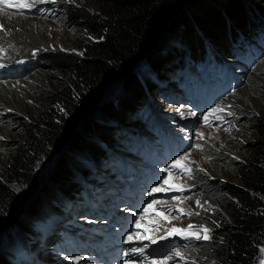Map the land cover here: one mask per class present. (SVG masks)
<instances>
[{"label":"trees","instance_id":"trees-1","mask_svg":"<svg viewBox=\"0 0 264 264\" xmlns=\"http://www.w3.org/2000/svg\"><path fill=\"white\" fill-rule=\"evenodd\" d=\"M75 1L80 2L55 4L58 12L51 17L56 22L62 19L77 36L68 50L59 45L52 48L25 30L12 32L18 36L14 42L1 33L6 50H11L10 54L6 51V59L37 60L27 73L34 77V91L27 90L22 106L11 107L19 139L0 142V147L9 150L0 164V230L19 228L24 241L33 234L32 245L38 244L42 232L31 227L30 219L40 216L42 225L50 214L61 215L91 167L103 165L107 147L127 150L134 145L133 134L124 128L132 126L131 119L138 120L142 109H149L143 106L145 94L155 89L165 67L171 66L168 70L178 75L184 57L196 63L210 54L219 63L222 57L233 58L241 48L245 52L243 45L255 44L264 50V0ZM165 29V43L170 41L171 48L152 53ZM140 59L147 64L144 75V69H136ZM252 79L257 90L254 96L262 101L264 56ZM9 81L6 85L14 80ZM119 82V94L104 102L103 94ZM243 91L235 96L240 102ZM96 107L98 119L86 121ZM81 118L79 129L69 125V120L76 123ZM242 121L245 131L254 136L239 146L241 159L225 157L226 178L205 183L194 195L215 225L208 240L189 248L198 262L205 257L210 264H256L264 248V106L259 112L242 111ZM64 150L70 153L55 161L48 181L52 185L42 188L44 182L36 171L39 163ZM21 187L37 193L31 204L16 192ZM24 209L29 219L19 220ZM1 256L0 264L17 263L13 255Z\"/></svg>","mask_w":264,"mask_h":264},{"label":"rangeland","instance_id":"rangeland-1","mask_svg":"<svg viewBox=\"0 0 264 264\" xmlns=\"http://www.w3.org/2000/svg\"><path fill=\"white\" fill-rule=\"evenodd\" d=\"M62 1H69L71 5L75 4V2L76 4L80 2L75 0H55V2H52V0H44V2L56 4H61ZM31 2H33V0H7L6 4L0 5V25H3V28L0 29V61L4 63H12L14 61H9L6 59V51L10 54L11 50H6L7 45H5L1 40L2 37L6 35L8 37L7 40H12L14 42L15 38H18V36L12 35V32L14 31L19 33L22 30H25L33 38H38V40L50 44L52 48L55 47L54 45H59L63 50H68L69 46H72V43L78 39L74 32L62 23V19L60 22H56L54 19H44V17L38 15V12L31 13V15L23 13L25 12L23 11L24 9H27L29 6H31ZM16 6L21 9H15ZM1 33H4L3 36ZM167 38L168 37H166L165 40ZM13 42L10 44H13ZM17 46L20 45L17 44ZM170 46V41H167L166 43L164 41L163 50L168 49ZM20 48L23 49V47ZM262 59L263 58L261 57L256 63H254V65L249 66L246 70H239L237 72V74L242 76V85L235 88L232 91L231 96L221 97L220 99H202V102H204L207 106L216 105L215 109H217L218 106L220 109H223L222 111L218 110L216 112H213L212 108H203L202 110L198 111L193 105L185 103L186 101L184 100H188V97H186L187 93L183 91L182 88L184 84H182L180 81H177L176 83L178 84H176L174 82L175 77L173 74L170 71H167L168 67L164 68L166 80L162 78L158 85H162L164 83L167 85L168 91L164 95L160 94L159 91H155L150 97V105L148 103V99L146 100L150 111L149 118L145 120L146 124L131 119L130 123H132V126L128 127L127 130H129V132L132 134L145 133L147 137L152 136L156 138L157 134L154 132L155 130L158 128L159 130H165V128L170 130L169 128H171L172 131H170L181 137V139L187 143L189 148L187 149L186 153L176 159V164L178 162L179 167L175 168L180 172H169L163 176L165 177V181L168 182L167 184L165 183L163 185L165 191L156 196L150 194V192H153L152 190L154 188H148L144 192L150 200H153V202L150 204L155 202L158 203L157 208L153 211L154 214L158 213V215H154L152 213L147 214V216L154 217V220L156 221L155 224H146L144 221V223L141 222L143 223V229H140V225L139 227L136 225L135 216L133 217V214H131L133 220L130 221L129 226L134 228V231L145 235V232L143 231H145V228H147L151 229L150 233L147 232L148 237H161L166 234H174L171 230L175 228L184 230L180 235H188L196 241L203 242L206 240L203 238L196 239L195 235L193 234H199L201 237H203L205 234L203 230L207 229V235L209 237L210 233L212 232V228L215 225L210 224L209 214L206 216L204 209L199 206L200 202L197 199L198 197H195L194 195L197 194L200 186H203L205 183L215 179L224 180L227 174L224 170L223 159H225V157L238 159L239 156L241 159L243 151L239 152V146H243L246 141L250 140L254 136L252 135V131H245V129H247V125L242 124V111L245 110L248 112H259L260 106H264V99L260 101L254 96V91L257 90L253 88L254 79H252L255 67L262 62ZM236 62L237 60L233 58H227L225 61L227 65H234ZM143 63H145V61L140 62L138 71L144 69V75L147 73V71H145V66ZM171 63H173V61ZM0 65L3 64L0 63ZM11 79L14 81L10 85H6L8 82L10 83V81L0 79V142H7L8 140L17 141L19 139V133H17V131L14 132V130L17 129V124L15 120V112L11 107L15 104L19 107L22 106L25 99L24 97H26L27 94V90L30 89L31 91H34V77H32V75H22L19 78L12 77ZM188 81L190 80H186V82ZM193 82L195 84H199L202 82V80L201 78H197L195 81H190L192 84ZM120 89L121 86L119 83H117L113 93H108L102 96V100H110L111 98L114 99L115 94L118 95ZM242 90H244V98L240 102V99L235 96L236 94L238 95L239 92V94H241ZM194 92L195 91L193 88L192 93ZM262 92L264 94V89ZM176 93L180 94L181 97L179 98ZM20 95L23 96L21 97ZM18 100L21 102H18ZM238 101L240 103H237ZM104 102L106 101L104 100ZM240 104L246 106H241ZM97 109L96 112L95 109L91 111L88 116H92L87 117L85 120L91 121L92 119H98L99 109L98 111ZM229 113H231V115H229ZM158 115L163 117L161 122L158 121ZM81 121L82 118L76 123L75 121L69 120V125L71 124V127L79 129L81 124H78ZM154 124L157 126V129L154 128ZM147 130H149L148 132L150 133H147ZM115 134L118 135L119 133ZM116 135L115 139H119V136ZM235 143H239V145H235ZM8 151V149L4 150V147H0V164L6 159L7 154H9ZM66 152L70 153V151L64 150L59 154V156H56L57 154L54 155V157L51 155L50 158L39 163L36 171L38 173L37 175L39 179L44 182L42 188L46 189L47 186L52 185V182L48 181L50 180L54 163L59 157H63ZM120 154V149H117L116 146L111 149V156H120ZM211 154L214 156L211 157ZM85 157L88 158L87 156ZM128 157L133 158L132 152L128 154ZM169 178L170 180H168ZM103 180L104 178L102 181ZM89 183L91 186L94 185V188H97L98 190L102 188V185L95 182L94 180H91ZM177 188L182 189V191H176L175 189ZM194 189L195 193H187L188 191H192ZM16 192L22 194L25 198L27 197V204H31L35 198V195H37V193H30V191L25 187L16 188ZM70 198L72 197H69V199ZM28 214L31 215L30 212H28ZM72 214L73 220H71V222L73 223V227L75 229H78L79 226L80 229L95 232L100 227L105 226L104 224L100 223L98 217H93V219H90L89 221L87 220V217H82L80 211H76ZM72 214L71 209H69V212L66 210L65 216H67L68 219ZM25 219H29V216L24 209L20 213L19 220ZM30 221L31 227L36 226L37 229H43V224L41 225L40 223L42 221L40 216H35L30 219ZM133 221L135 227L132 225ZM189 225L192 226L191 229H189ZM18 227H20V225H18ZM64 227V220L61 219L60 228L58 229L56 227L55 229H51L52 232L48 233L49 241L47 242L46 246L44 247L42 245L41 247H37L38 249L35 248L37 252L42 251L44 253V255H40L42 256V258L39 260L40 264H48V261H51L54 264H102V262L98 260L94 254H89L88 257H85L79 256L82 253L74 251L72 253H66L64 256H62L64 252L55 246V241L58 239V237H61V240L64 238V232L61 230ZM118 230L119 227L116 228V231ZM44 236L45 238L47 236V231L45 229ZM146 237L147 236L145 235V237H142L139 240H136L132 237V240L129 241L131 242V245L129 244L130 248L133 249L137 245L142 246V244H139V242L142 241L146 243ZM122 240L124 241L125 239ZM42 241L44 240L41 239V242ZM23 242L24 240L19 237V228H3V230H0V255L12 254L14 252L21 253L16 250V246H21ZM29 242H31V237ZM126 245L128 246V243ZM146 248L147 250L150 249L148 247ZM189 248H191L190 244H187L182 248L176 247L170 253L164 256L160 255L159 257H156V259L163 264H210L208 259L205 257L201 258L200 262H198L196 255H191L189 253ZM54 249H59L61 251L57 250L59 253L56 255L52 253ZM177 252H179L180 255H177ZM45 255H47L46 260H43ZM154 262L156 261L153 260L151 264ZM262 262H264V251L261 250L256 264H262Z\"/></svg>","mask_w":264,"mask_h":264},{"label":"bare ground","instance_id":"bare-ground-1","mask_svg":"<svg viewBox=\"0 0 264 264\" xmlns=\"http://www.w3.org/2000/svg\"><path fill=\"white\" fill-rule=\"evenodd\" d=\"M152 166V165H151ZM129 166H128V169L127 170H129ZM106 181V180H105ZM106 182H108V180L106 181ZM162 188V187H161ZM145 205V204H144ZM157 206H158V203H153V204H148L147 205V208H148V213H152L156 208H157ZM93 213H92V217H91V219H93V217H97V212H96V207L94 206L93 207ZM150 210V211H149ZM90 213H91V211H90ZM139 218L141 219V220H144L147 224H151L154 220H153V218H151V217H148L147 215H143V214H141L140 216H139ZM99 221H100V219H98ZM68 222H70V218H68V220H67ZM144 223V222H143ZM146 230V229H145ZM143 232H145V231H143ZM146 232H151V231H147L146 230ZM153 233V232H152ZM136 235H139V233H133V236H136ZM142 237H145V236H142ZM132 240V237L128 240V242H126L125 244H127L128 243V248H130V246H129V244L131 243V242H129V241H131ZM152 242H154V241H152ZM131 245V244H130ZM160 245H162V243L161 242H159V246ZM73 247H76V245H74V242L73 243H66V249L68 250V253H72V252H74V250L72 249V250H70L71 248H73ZM114 247V249H119V247L120 246H117V245H114L113 246ZM134 249V248H133ZM148 252H151V249H149L148 250ZM121 253H124L125 254V252L124 251H121ZM135 255V253H130V257H131V259H135L133 256ZM126 260H129V258L126 256ZM111 264H116V261L115 260H113L112 262H111ZM130 264H142V263H137V262H134V261H132ZM153 264H156L155 262L153 263ZM158 264H159V262H158ZM167 264V263H166Z\"/></svg>","mask_w":264,"mask_h":264},{"label":"snow or ice","instance_id":"snow-or-ice-1","mask_svg":"<svg viewBox=\"0 0 264 264\" xmlns=\"http://www.w3.org/2000/svg\"><path fill=\"white\" fill-rule=\"evenodd\" d=\"M40 2H44V0H40ZM52 2H55V0H52ZM0 3H3V4H6L7 3V0H0ZM22 6H29V5H22ZM3 28V25H0V29H2ZM0 67H3V65H0ZM218 110H220V111H222L223 109H220L219 108V106H218V108L217 109H213V112H216V111H218ZM229 115H231V113H229ZM174 167H179V163L177 162V164L176 165H174ZM165 183H167V181H165ZM176 191H182V189H180V188H177V189H175ZM153 192H159V191H165V189L164 188H154L153 190H152ZM197 203H199V202H197ZM191 225H189V229H191ZM172 233H174V234H176V235H180V234H182L183 233V231L184 230H181V229H175V228H173L172 230ZM204 231V235H203V237H201L199 234H193V235H195V238L196 239H201V238H203V239H205V240H207L209 237H208V235H207V232H208V230L207 229H204L203 230ZM132 251L133 252H141L142 253V249H132ZM262 251H264V249H262ZM177 255H180V253L179 252H177ZM262 264H264V262H262Z\"/></svg>","mask_w":264,"mask_h":264},{"label":"clouds","instance_id":"clouds-1","mask_svg":"<svg viewBox=\"0 0 264 264\" xmlns=\"http://www.w3.org/2000/svg\"><path fill=\"white\" fill-rule=\"evenodd\" d=\"M169 48H171V47H169ZM168 48V49H169ZM168 49H166V50H168ZM163 53H164V51H163ZM161 54H162V52H161ZM143 61H145L144 59H140L138 62H137V66H136V69L138 70V67H139V64H140V62H143ZM173 62H175V61H173ZM191 62V58L190 57H184V68L182 69V71H180V72H178V75L175 73V71L173 72V71H170V70H168L167 69V71H170L172 74H173V76L175 77L174 79L175 80H178V79H181V80H184L185 82H186V80H187V78L190 76V74L189 73H187L186 75H183V72L186 70V69H188L189 68V66H190V64H192V65H194L195 66V63H190ZM144 64V66H145V69H146V64L145 63H143ZM169 67H171V66H168V68ZM166 68V67H165ZM135 69V70H136ZM171 69H173L172 67H171ZM163 73H164V70H163ZM176 76H180V77H176ZM181 76H183V77H181ZM162 78L163 79H165L166 80V76H165V74H163L162 75ZM159 82H161V79H160V81ZM158 82V83H159ZM164 84V83H163ZM162 87H164V86H162ZM164 88H166V87H164ZM160 89V88H159ZM155 90H157L156 88H155ZM150 91V90H149ZM146 95V94H145ZM147 103V102H146ZM143 106H145L146 107V105L144 104ZM146 109H147V107H146ZM143 110H145V109H143ZM142 110V111H143ZM141 111V112H142Z\"/></svg>","mask_w":264,"mask_h":264},{"label":"water","instance_id":"water-1","mask_svg":"<svg viewBox=\"0 0 264 264\" xmlns=\"http://www.w3.org/2000/svg\"><path fill=\"white\" fill-rule=\"evenodd\" d=\"M166 30H163L159 35H158V39H157V42H156V45H155V48L152 50V53H161L163 51H165L166 49L163 50V46H164V41H165V38H166ZM116 85L117 83L113 84L112 86H110L108 88V90L103 94L106 95L108 93H111L115 88H116ZM119 85L121 86V82H119ZM103 99V98H102ZM98 107H96L97 109ZM96 109H95V112H96ZM89 116H92V115H89ZM91 118V117H90Z\"/></svg>","mask_w":264,"mask_h":264}]
</instances>
